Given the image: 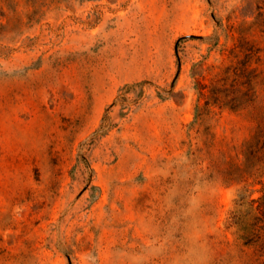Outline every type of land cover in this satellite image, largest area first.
I'll use <instances>...</instances> for the list:
<instances>
[{"label":"rangeland","instance_id":"rangeland-1","mask_svg":"<svg viewBox=\"0 0 264 264\" xmlns=\"http://www.w3.org/2000/svg\"><path fill=\"white\" fill-rule=\"evenodd\" d=\"M242 39L264 72L260 0H0V264H250L219 168L264 85L193 124Z\"/></svg>","mask_w":264,"mask_h":264},{"label":"trees","instance_id":"trees-1","mask_svg":"<svg viewBox=\"0 0 264 264\" xmlns=\"http://www.w3.org/2000/svg\"><path fill=\"white\" fill-rule=\"evenodd\" d=\"M260 32L264 34V0H260ZM239 47L233 60L211 67L208 83L197 80L193 124L204 129L203 132L208 131V118L216 108L239 110L254 106L257 86L260 84L261 90L264 85L263 70L251 62L257 51L244 39ZM261 54L264 55V47H260ZM254 116L255 128L241 143L238 158L226 160L219 171L224 184L240 185L225 227L233 228L240 244L248 250L250 264H264V100L260 99Z\"/></svg>","mask_w":264,"mask_h":264}]
</instances>
